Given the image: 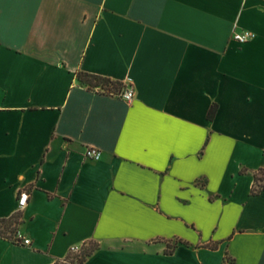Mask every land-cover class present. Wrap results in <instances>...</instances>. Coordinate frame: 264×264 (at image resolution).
I'll return each mask as SVG.
<instances>
[{
	"label": "crops",
	"instance_id": "crops-1",
	"mask_svg": "<svg viewBox=\"0 0 264 264\" xmlns=\"http://www.w3.org/2000/svg\"><path fill=\"white\" fill-rule=\"evenodd\" d=\"M260 169L264 0H0V264H264Z\"/></svg>",
	"mask_w": 264,
	"mask_h": 264
},
{
	"label": "trees",
	"instance_id": "trees-1",
	"mask_svg": "<svg viewBox=\"0 0 264 264\" xmlns=\"http://www.w3.org/2000/svg\"><path fill=\"white\" fill-rule=\"evenodd\" d=\"M79 81L86 85L88 89L93 90L96 87H100L108 94H118L124 87L123 83L119 81H113L110 78L102 77L95 74H90L86 72L78 73ZM218 110V106L215 104L211 107L208 118L213 119ZM264 174V169H260L255 173V183L252 188V193H257L264 189V178L260 175ZM22 216L21 213H17L10 218L0 219V237L7 238L12 241L21 242V239L18 237V226L21 223ZM183 243L182 240H178L176 244ZM218 244L209 245L210 248H216ZM99 247L98 243H91L88 247L82 248L79 253L72 252L64 261H59L56 264H73L78 262L83 264L86 258L91 255ZM171 247V246H170ZM168 253H171L173 249L167 250Z\"/></svg>",
	"mask_w": 264,
	"mask_h": 264
},
{
	"label": "built area",
	"instance_id": "built-area-1",
	"mask_svg": "<svg viewBox=\"0 0 264 264\" xmlns=\"http://www.w3.org/2000/svg\"><path fill=\"white\" fill-rule=\"evenodd\" d=\"M253 36L254 35L250 31H247V30L236 31L234 33L233 39L239 43H247L253 38ZM101 90L104 91L103 89ZM118 96L123 98L126 101H132L135 96V92L133 89L129 88V89H126L125 91L118 93ZM86 157L90 159H99L101 157V151L96 148H88L86 151ZM28 198H29V194L26 191L20 193V196L18 198V208L19 209H23L27 205ZM30 242H31L30 239L23 238L24 244H30ZM71 251L74 253H79L81 251V247L74 246L72 247Z\"/></svg>",
	"mask_w": 264,
	"mask_h": 264
},
{
	"label": "rangeland",
	"instance_id": "rangeland-1",
	"mask_svg": "<svg viewBox=\"0 0 264 264\" xmlns=\"http://www.w3.org/2000/svg\"><path fill=\"white\" fill-rule=\"evenodd\" d=\"M260 177L264 178V174L263 175H260Z\"/></svg>",
	"mask_w": 264,
	"mask_h": 264
}]
</instances>
